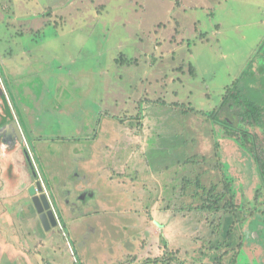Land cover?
I'll list each match as a JSON object with an SVG mask.
<instances>
[{"label":"rangeland","instance_id":"374dc122","mask_svg":"<svg viewBox=\"0 0 264 264\" xmlns=\"http://www.w3.org/2000/svg\"><path fill=\"white\" fill-rule=\"evenodd\" d=\"M26 1L0 0L14 105L1 75L0 88L12 120L19 124L17 112L27 120L26 138L17 126L21 144L63 217L60 234L43 230V264H230L237 255L238 264H264L256 164L204 115L264 43V0ZM256 78L251 89L264 96ZM261 107V127L247 129L264 143V99ZM235 109L222 117L232 126ZM35 183H25L20 217L1 216L0 231L40 229L24 204ZM229 203L243 208L232 225ZM16 235L18 256H29Z\"/></svg>","mask_w":264,"mask_h":264},{"label":"trees","instance_id":"16d2710c","mask_svg":"<svg viewBox=\"0 0 264 264\" xmlns=\"http://www.w3.org/2000/svg\"><path fill=\"white\" fill-rule=\"evenodd\" d=\"M58 38V35H56ZM249 67L244 73L240 76V78L232 83L231 86L226 88V93L223 96L224 99L219 107L216 110L211 111L209 113H205L204 115L207 116L208 120L210 121V125H221L225 131L224 136L226 138L236 140L239 143L240 147L244 150L245 153L250 154L249 156L252 157V161L255 162L257 171L259 173V188L256 193H258L257 197L264 198V143L259 142L256 135H251L248 131V127L258 128L261 127V122L263 121V108L261 107V103L264 99L263 94L261 91L251 89V86L256 82V72H260L261 74V85L264 86V43L260 45L257 52L252 56L249 60ZM193 75H195L193 73ZM256 94L259 96V100L254 99L252 96ZM250 96V98L248 97ZM235 102V103H234ZM230 103V106H228ZM238 104L240 110L237 111L232 104ZM235 109L236 114L239 115L238 124L232 126V122L229 120H223V115L227 114L228 112H233ZM224 110L228 111L225 112ZM247 122V124H246ZM96 133H94V136ZM93 138H96V136ZM216 144V149H218V145ZM217 151V150H216ZM218 155V152L216 153ZM251 162V160H249ZM198 186H200L198 184ZM227 187V186H226ZM228 188V187H227ZM230 191V190H229ZM260 192V193H259ZM214 189L212 191L213 195ZM209 195V196H211ZM226 195L223 196L222 199H218L216 201L218 210L220 203L224 200ZM258 199V198H257ZM81 201V199H78ZM229 200L226 201L228 203ZM226 206V214H230L231 216L226 217V222L229 224L233 223V220L239 221L242 220L241 214L243 213V208L232 205V203ZM201 211L212 210L213 207H209V205H204L199 208ZM253 222V221H252ZM232 225V224H231ZM253 224L249 225L252 227ZM225 226V225H224ZM231 228V227H230ZM228 238H232V232H227ZM242 249V245L240 246ZM244 251H241V253ZM244 257V255H242ZM237 255L230 264H238ZM240 260L244 262V264H251L248 263L246 258L243 259L240 257ZM171 258L164 260L163 264H171ZM78 262V263H77ZM149 264H160L159 260H148ZM76 264H81L79 261H76ZM145 264V263H144Z\"/></svg>","mask_w":264,"mask_h":264},{"label":"crops","instance_id":"0c3cea01","mask_svg":"<svg viewBox=\"0 0 264 264\" xmlns=\"http://www.w3.org/2000/svg\"><path fill=\"white\" fill-rule=\"evenodd\" d=\"M17 2L19 3V1ZM32 2L33 4H37L38 1L33 0V1H30L29 3L28 1H26L25 4L23 5L28 7L30 4H32ZM27 110L28 109H26V115H27ZM30 115L31 114L27 115V117L28 116L30 117ZM25 121L27 122L26 118H25ZM2 122L9 125L10 129L14 123V121L10 119H6V121L3 120ZM13 128L16 130L14 126ZM7 150H4L6 151L5 156H2V157L0 156V173L2 172L3 169H5L6 166L11 164V170L14 167V171H15L14 173L16 174L17 178L20 179L19 181L16 178L17 180L14 183V185L11 187V189L9 188L10 186H8L7 184H5L4 190L0 188V218L1 216H3V217H7V219L9 220L12 217H20L19 214H17L15 211L16 210L15 206L20 205L22 200L25 198V196H21L19 192L21 191L22 193L23 188L26 187L25 183L29 182L30 175L27 169L28 165H27L26 158H25V153H24L25 151H22L21 147H18V146L15 147V150L12 151V153L11 152L9 153ZM0 152H2L1 149H0ZM22 176H24L25 179L22 180ZM11 190L13 191L14 194L6 193L7 191H11ZM20 215L22 216V213ZM5 226H6L5 231L3 232L0 231V264H43V259H42L43 258V231L39 229L33 232L26 231V228H28L29 226H25L24 229L21 231L20 229H22V227L18 229L17 225L13 227L14 224H10V223L8 226L7 225ZM16 234H20V235L22 234L21 237L19 236L17 241L19 242L20 240L22 241V244L20 245H24L25 248L23 250L27 251V253H29V256H27L28 254L21 255V257L18 256L19 252H17V250L12 246V245H18L15 240V237H18V235ZM4 235H5V238H4ZM3 241H5L7 244L3 245L2 244ZM35 244L41 245V246L36 247V253H33V251L29 249V246L35 245ZM31 254L35 255L34 258Z\"/></svg>","mask_w":264,"mask_h":264},{"label":"flooded vegetation","instance_id":"af4514ba","mask_svg":"<svg viewBox=\"0 0 264 264\" xmlns=\"http://www.w3.org/2000/svg\"><path fill=\"white\" fill-rule=\"evenodd\" d=\"M3 62H4V60H3L2 55H1L0 56V75L3 78V81H4L3 83L5 84V88H6L7 92H8L9 98H10L12 104L14 105V103L12 101V97H11L9 89H8V86H10V84H9L10 81H8V79L5 78V74H4V71H3L4 68H6V67L9 68V66H5V64ZM18 64H20V63L13 64V67L16 68ZM21 81H23V80L21 79ZM25 81H29V80L27 79ZM6 98L7 97H6L5 92H3V90L0 88V117H1L0 118V149L2 150V152H0V156L1 157L6 155V151H4V150L8 149L7 151L9 153L10 152L12 153V151L15 150L16 146L21 147L22 151H26L27 150L26 148H23L24 145L21 144L22 139H20L18 137V135H17L18 133L16 132V130L19 128L17 126H19L21 124L20 127H22V129H23V134H24V137H25V130H24L25 129V127H24L25 125H23V123H22L24 115L22 113L18 114V112H17V116L16 117H17V119L19 121V124H18L17 121H14V124H13V126L16 128V130L13 128V126L11 127V129H9L10 126L7 125L6 123L2 122L3 120L6 121V119L12 120V117H11L12 114H11L10 106H9L8 101L6 100ZM19 130L21 131V129H19ZM14 172H15L14 171V167L11 170V164L6 166L5 169L2 170V172L0 173L1 174V176H0V188L1 189L4 190L5 184L10 186L9 188L11 189V187L14 185V183L18 179ZM18 180L20 181V179H18ZM199 185H200V188H202V183H200ZM214 186L215 185L210 186L211 187L210 191H212V189H217ZM201 190L203 192L202 196H205V195H207L209 193L208 189H206L205 187L203 189H201ZM6 193L11 194V193H13V191L12 190L11 191H7Z\"/></svg>","mask_w":264,"mask_h":264},{"label":"water","instance_id":"95a60500","mask_svg":"<svg viewBox=\"0 0 264 264\" xmlns=\"http://www.w3.org/2000/svg\"><path fill=\"white\" fill-rule=\"evenodd\" d=\"M17 133H18L17 134L18 137L22 139L18 129H17ZM24 153H25L26 162L30 169V174H29L30 179H32L35 182L37 181V183L31 185V187L27 190V194H28L27 198L28 200H30V204L29 203H24V204H27L28 208H30V211H32L37 216L38 222L40 224L39 230L41 231L45 230L46 232H49L55 229L58 231V229L56 228H58L59 226L61 227V225L63 224L62 221L63 217L60 211L58 210L57 212L55 209L56 208L55 198L52 200V198L48 196L47 192L44 189L43 180H40L41 176L36 168V164L38 162L36 156L32 152L31 154L29 150H26ZM43 177L45 179L44 175ZM47 180L48 179L46 177L45 181L47 182ZM72 182H75V179H73ZM51 195H53L52 191H51ZM57 214L61 216L62 223ZM58 232L59 234L61 233L60 231Z\"/></svg>","mask_w":264,"mask_h":264}]
</instances>
